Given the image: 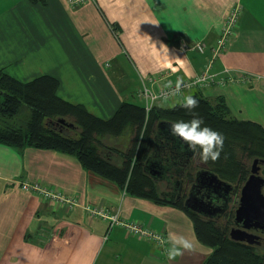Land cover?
I'll use <instances>...</instances> for the list:
<instances>
[{
	"label": "crops",
	"instance_id": "obj_1",
	"mask_svg": "<svg viewBox=\"0 0 264 264\" xmlns=\"http://www.w3.org/2000/svg\"><path fill=\"white\" fill-rule=\"evenodd\" d=\"M235 6L237 25L214 63L231 80L192 93L221 99L229 117L264 127V0H0V69L21 81L50 74L59 96L109 118L122 102L139 103L149 74L169 69L165 82L197 74ZM196 42L208 47L199 51ZM24 182L60 189L79 204H51ZM87 206H107L167 239L183 235L193 247L169 260L161 246ZM210 253L181 206L132 195L72 154L0 142V264H206Z\"/></svg>",
	"mask_w": 264,
	"mask_h": 264
},
{
	"label": "trees",
	"instance_id": "obj_2",
	"mask_svg": "<svg viewBox=\"0 0 264 264\" xmlns=\"http://www.w3.org/2000/svg\"><path fill=\"white\" fill-rule=\"evenodd\" d=\"M58 87L59 80L50 74L21 81L0 69V142L72 154L86 169L115 182L132 195L181 206L191 215L198 239L211 247L206 264H264L263 237L259 244L232 239L231 228L221 226L216 217L187 209L186 193L179 199L170 196L162 191L161 181L165 180L154 178L145 170L150 158L162 167L167 181L178 183L193 182L199 169L211 170L234 185L231 201L238 193L237 186L243 185L251 172L246 160L264 159L262 125L229 117L223 100L213 104L201 92L190 94L199 101L192 111L177 102L175 107L157 104L147 113L142 104L124 101L111 117L103 118L84 104L59 96ZM192 112L224 135L221 155L215 161H203L196 151L188 163L183 151L173 147L171 140L159 134L156 138L160 121L191 119ZM125 134L132 135L129 145L109 144V139ZM261 172L264 176V163Z\"/></svg>",
	"mask_w": 264,
	"mask_h": 264
},
{
	"label": "built area",
	"instance_id": "obj_3",
	"mask_svg": "<svg viewBox=\"0 0 264 264\" xmlns=\"http://www.w3.org/2000/svg\"><path fill=\"white\" fill-rule=\"evenodd\" d=\"M87 0H69L72 6H77ZM241 12L240 6L233 7L227 14L220 36L215 44L209 46L212 54L204 67L192 77L178 78L175 81H164L171 75V70L165 72L149 74L143 81L142 86L136 91V97L140 104L145 107L147 113L161 102L171 99L183 100L186 95H190L195 89H207L215 85H223L231 77L226 70L216 71L214 63L216 58L225 50L228 38L233 34ZM195 47L199 51H204L208 45L204 42H196ZM179 85V87H177ZM25 189L37 193L44 200L51 204L64 203L68 206L78 205L76 196L69 195L60 189L50 188L37 183L24 182ZM90 214L102 217L110 225L121 224L129 233L154 242L165 250L168 248V239L164 231L143 224L139 220H127L119 216L118 211L111 210L107 206H87ZM167 252V251H166Z\"/></svg>",
	"mask_w": 264,
	"mask_h": 264
},
{
	"label": "water",
	"instance_id": "obj_4",
	"mask_svg": "<svg viewBox=\"0 0 264 264\" xmlns=\"http://www.w3.org/2000/svg\"><path fill=\"white\" fill-rule=\"evenodd\" d=\"M66 122L65 119L60 118ZM74 126L71 122H66ZM164 136L173 142V147L181 149L189 163L196 152L188 149L187 144L178 136L172 134L168 121H160L157 125V135ZM264 159L255 158L251 165V172L242 185L238 205L235 209L234 226L230 229V237L237 241L250 244H259L264 234V176L261 174ZM145 170L154 178L167 180L162 167L157 161L147 160ZM178 182V181H177ZM178 199L182 196L184 182H179ZM204 189L201 194L198 189ZM234 185L221 179L215 172L208 169H199L191 185L189 193L184 200V206L204 216L214 217L217 212L222 215L230 207V199ZM199 191V190H198ZM221 198V203L215 204L213 198ZM206 207L210 208L208 211ZM212 210V211H211Z\"/></svg>",
	"mask_w": 264,
	"mask_h": 264
},
{
	"label": "clouds",
	"instance_id": "obj_5",
	"mask_svg": "<svg viewBox=\"0 0 264 264\" xmlns=\"http://www.w3.org/2000/svg\"><path fill=\"white\" fill-rule=\"evenodd\" d=\"M160 46L162 49L164 48L163 43ZM198 102L195 96L186 95L181 101V106L192 111L196 108ZM170 107H175V105H170ZM169 124L172 134L180 137L187 144L188 149L194 152L198 151L203 161L210 159L215 161L220 157L224 145V135L205 124L203 117L192 112L191 119H179L171 121ZM168 239L170 247L166 251L169 260L181 255L184 249L193 247L192 242L183 235L170 233Z\"/></svg>",
	"mask_w": 264,
	"mask_h": 264
},
{
	"label": "rangeland",
	"instance_id": "obj_6",
	"mask_svg": "<svg viewBox=\"0 0 264 264\" xmlns=\"http://www.w3.org/2000/svg\"><path fill=\"white\" fill-rule=\"evenodd\" d=\"M137 100V99H136ZM138 101V100H137ZM175 100L171 99L169 101H166V102H163L165 104H170V105H174L175 104ZM131 139H132V135L130 134H125L124 136H121L120 138L118 139H109V144L111 145H116V146H127L130 144L131 142ZM122 146V147H123ZM119 161H121V157L118 158ZM197 161V160H196ZM250 165H252V160H246ZM199 164V163H198ZM262 174V172H261ZM263 175V174H262ZM187 183V184H186ZM185 183V190L187 191L188 187L187 185L190 187L191 185V181H186ZM161 187L162 188H165V183L163 181V183H161ZM241 188H242V184H239L237 186V191L238 193L235 194V196L233 197V199L230 201V207H229V210L225 213V215L223 217H220L218 220H219V224L221 226H227L229 229L234 226L233 224V219H234V216H235V209L237 208V205H238V200H239V196H240V192H241ZM228 229V230H229ZM263 235V238H264V234Z\"/></svg>",
	"mask_w": 264,
	"mask_h": 264
},
{
	"label": "flooded vegetation",
	"instance_id": "obj_7",
	"mask_svg": "<svg viewBox=\"0 0 264 264\" xmlns=\"http://www.w3.org/2000/svg\"><path fill=\"white\" fill-rule=\"evenodd\" d=\"M164 183H165V188H163L164 190H162V191L165 192V193H168V194H169L170 196H172V197L177 198V197H178V194H179V185H178L179 183H178V182H173V181H167V180H165ZM185 183H186V182H184V188H185ZM192 183H193V182H191V185H192ZM186 184H187V183H186ZM191 185H190V187L187 185V187H188L187 191L184 189L183 192H182V194L186 193V197H187V195H188V193H189V190H190V188H191ZM198 190H199V191H198ZM198 190H197V192H196V193H198V194H201L202 192H204V189H202V188H200V189H198ZM213 201H214L215 204H219V203H221V198L215 196V197L213 198ZM206 209H207V211H208L210 208L206 207ZM228 210H229V209H228ZM228 210H227V211H228ZM211 211H212V210H211ZM227 211H226V212H227ZM226 212H225V213H226ZM225 213L222 214V215H220V214L217 212V213L214 214L213 216L216 217L217 219H219L220 217H223V216L225 215Z\"/></svg>",
	"mask_w": 264,
	"mask_h": 264
}]
</instances>
